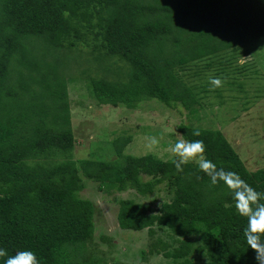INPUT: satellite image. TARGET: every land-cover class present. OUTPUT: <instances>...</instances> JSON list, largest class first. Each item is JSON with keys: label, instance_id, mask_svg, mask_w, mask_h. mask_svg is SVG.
<instances>
[{"label": "trees", "instance_id": "1", "mask_svg": "<svg viewBox=\"0 0 264 264\" xmlns=\"http://www.w3.org/2000/svg\"><path fill=\"white\" fill-rule=\"evenodd\" d=\"M89 14L81 0H0V248L9 255L32 250L39 264H87L94 207L80 196L81 171L99 183V190L133 189L148 195L158 184L168 183L173 196L157 212L146 203L120 199L121 229L157 224L181 237L199 232L206 258L199 264H256L243 236L246 219L237 214L230 192L222 184L210 185L195 163L178 172L173 160L126 154L127 139L117 145L111 160L27 162L45 152L66 155L72 147L66 92L43 63ZM95 27L106 54L129 68L124 81L90 80L98 102L133 107L156 99L186 108L193 102L192 93L173 68L264 37V0H99ZM171 44L175 51L167 50ZM34 50L41 53L35 55ZM15 56L29 74H39L37 84L42 86L36 94L18 71L20 91L31 96L24 105L2 98L4 90L11 96L14 89L6 80ZM29 78L35 80L34 75ZM196 129L199 137L192 135ZM178 130L186 140H202L205 156L218 168L237 172L264 192V169L247 171L219 130L188 125ZM144 175L150 179L143 180ZM188 245L185 241L165 252L169 264H194L185 257Z\"/></svg>", "mask_w": 264, "mask_h": 264}, {"label": "rangeland", "instance_id": "2", "mask_svg": "<svg viewBox=\"0 0 264 264\" xmlns=\"http://www.w3.org/2000/svg\"><path fill=\"white\" fill-rule=\"evenodd\" d=\"M81 1L89 10L88 20L63 39L43 63L49 69L47 73L55 72L54 83L59 82L66 92L64 100L70 115L72 147L66 155L45 152L27 162H56L67 157L111 160L124 139L129 140L123 147L126 154H152L162 160H173L167 149L178 139L177 133L181 135L179 125H188L219 130L247 171L264 169V37L175 66L174 74L192 93L193 102L186 108L180 103L168 106L156 99L143 100L133 107L122 103L102 104L92 95L90 80L124 81L129 68L124 61L106 54L104 41L95 27L99 0ZM176 49L172 44L167 48ZM39 53L34 50L35 55ZM12 62L14 67L6 83L14 89L11 96L4 90L2 98L24 105L31 96L20 91L18 71L36 94L42 92V86L37 84L40 76L33 72L35 80L32 81L29 77L33 75L26 67H20L16 56ZM210 76L221 78L223 86L210 90ZM7 85L3 84L8 88ZM149 136L159 140L151 149L147 147ZM79 176L83 184L80 196L90 200L94 207V231L85 253L87 264H169L171 259L164 253L185 241L189 243L187 259L194 264L206 260L199 232L181 237L157 224L142 230L119 227L120 199L146 203L157 212L173 196L167 182L158 184L151 194L140 195L133 189L99 190L97 181L88 179L81 171ZM142 179L150 177L144 175Z\"/></svg>", "mask_w": 264, "mask_h": 264}, {"label": "clouds", "instance_id": "3", "mask_svg": "<svg viewBox=\"0 0 264 264\" xmlns=\"http://www.w3.org/2000/svg\"><path fill=\"white\" fill-rule=\"evenodd\" d=\"M209 83L212 86L210 90L223 86L222 79L215 76L209 77ZM192 135L199 137L201 132L196 129ZM177 136L176 142L167 149L174 157L172 163L175 169L182 172L184 165L195 162L198 170L209 178L210 185L222 184L228 189L237 214L246 219L243 236L247 246L254 252L256 264H264V192L257 191L237 172L218 168L215 162L205 156L206 149L202 140L189 141L178 133ZM146 139L150 149L159 143L155 136ZM0 258L3 259V264H39L35 252L29 249L18 250L9 255L6 249L0 248Z\"/></svg>", "mask_w": 264, "mask_h": 264}]
</instances>
